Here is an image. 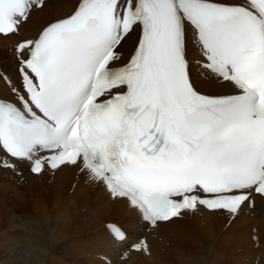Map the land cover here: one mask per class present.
<instances>
[{
    "label": "snow or ice",
    "instance_id": "6c2138e0",
    "mask_svg": "<svg viewBox=\"0 0 264 264\" xmlns=\"http://www.w3.org/2000/svg\"><path fill=\"white\" fill-rule=\"evenodd\" d=\"M49 3L0 0V41ZM10 55L0 172L73 165L136 211L141 234L109 226L100 264L150 258L144 233L182 214L238 219L264 200V0H75ZM197 73L232 94L202 93Z\"/></svg>",
    "mask_w": 264,
    "mask_h": 264
},
{
    "label": "bare ground",
    "instance_id": "6f19581e",
    "mask_svg": "<svg viewBox=\"0 0 264 264\" xmlns=\"http://www.w3.org/2000/svg\"><path fill=\"white\" fill-rule=\"evenodd\" d=\"M74 2L50 0L24 25L21 36L0 41V68L12 72L16 40L35 37ZM133 45L134 40L125 55ZM196 82L202 93L232 94L206 75L197 73ZM254 205L238 219L206 210L182 214L154 234L145 232L152 256L134 255L129 264H264V200L257 198ZM111 221L122 224L133 239L143 231L136 211L85 182L73 165L38 176L25 166L22 182L18 175L0 172V264H100L99 253H113L105 228Z\"/></svg>",
    "mask_w": 264,
    "mask_h": 264
},
{
    "label": "rangeland",
    "instance_id": "374dc122",
    "mask_svg": "<svg viewBox=\"0 0 264 264\" xmlns=\"http://www.w3.org/2000/svg\"><path fill=\"white\" fill-rule=\"evenodd\" d=\"M47 194V193H46Z\"/></svg>",
    "mask_w": 264,
    "mask_h": 264
}]
</instances>
